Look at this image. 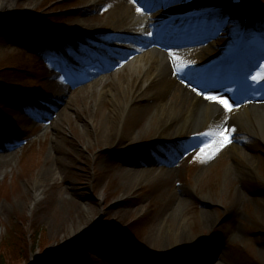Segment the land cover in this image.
I'll return each instance as SVG.
<instances>
[{"label": "rangeland", "instance_id": "obj_1", "mask_svg": "<svg viewBox=\"0 0 264 264\" xmlns=\"http://www.w3.org/2000/svg\"><path fill=\"white\" fill-rule=\"evenodd\" d=\"M132 2L137 14L142 9L165 20L170 13L172 21L181 14L173 21L179 25L170 32L173 40L189 30L215 35L206 42L215 60L226 56L230 35L241 26L227 21L224 32L219 30L221 14L214 18L212 11L225 0ZM164 2L176 6L162 13ZM249 2L264 15V0ZM114 5L115 0H0V161L13 158L0 166V242L10 246L1 261L39 264L48 261L47 254L68 253L65 264H264V142L245 133L228 135L230 142L215 151L205 147L203 133L167 141L146 135L134 147L109 151L88 147L84 127L93 105L105 86L126 76H99L97 63L92 66L86 55L95 48L110 56L103 47L111 45ZM82 21L94 27L87 36L78 32ZM263 30L264 21L254 18L248 43L259 56ZM189 60L200 68L210 62L202 51ZM261 75L258 67L249 69L244 82L256 87L264 80L252 77ZM248 99L244 93L238 104ZM149 113L130 116L127 131L145 129L137 119ZM56 157L68 173L46 179ZM149 163L157 168L151 178L132 182L131 171ZM39 187L43 194L36 198Z\"/></svg>", "mask_w": 264, "mask_h": 264}, {"label": "bare ground", "instance_id": "obj_2", "mask_svg": "<svg viewBox=\"0 0 264 264\" xmlns=\"http://www.w3.org/2000/svg\"><path fill=\"white\" fill-rule=\"evenodd\" d=\"M245 5H247V1ZM114 6L109 14L113 21L108 28V33L111 35V56L106 63L109 66L113 65L135 50H138L136 53L140 57L136 63L130 64L123 73H126V76L121 80L118 78L114 85L103 88L101 97L93 105V113L86 120L84 127V130L90 133L87 140L88 147L98 146L104 148L105 151L118 146L134 147L146 135H150L153 141L180 140L182 136H198L208 133L210 129H214L222 123L229 129L230 137L245 133L264 142V102H258L255 99L249 100L242 105L238 104L235 107L232 105V109L229 111L219 103V100L207 99L209 95H215L228 100L222 91L235 90L237 87V82L233 77L219 75L221 71L218 68L223 63L217 64L218 62L210 55L214 53H208L206 42L212 39L213 35L207 33L202 37H188L185 42L191 46L181 49L178 48V44L173 42V37L169 38L168 36L175 26L173 22L166 24V21H162L160 16L154 14L151 17L145 10L142 14H137V6L133 4L132 0H115ZM242 11L245 12V16L248 15L246 8H243ZM164 24L168 31L165 36L160 32ZM91 28V25H86L82 21L78 32L87 36L93 32L94 27L92 30ZM197 51L206 53L210 59L207 66L195 67L189 60L192 54ZM261 58L250 59L251 62L248 63V66H257ZM213 63L217 65L208 66ZM210 68L215 69L210 71L208 70ZM105 69L106 67L98 66L101 76ZM199 73H204V78L208 73L210 76L203 81L201 79L204 78ZM214 73L220 77L214 78L216 76ZM95 75L92 73L90 76L94 77ZM93 77L84 80L68 79V83L88 82ZM103 81L104 79H100L97 85H101ZM204 85L207 88L201 91L200 88ZM215 85L218 86V90L221 89L220 92L214 88ZM208 86L211 88L208 89ZM157 87L160 88L158 92L155 91ZM105 104L107 110L104 111ZM65 109L66 107L60 111L62 119L65 116ZM151 109L152 113L137 119L138 125L144 120L145 129L139 128L134 132L127 131V122L130 116H137V114L149 112ZM56 126L53 127V130ZM63 146L65 149V142ZM0 150H4L3 147H0ZM11 160H13L12 157L5 156V159L0 161V166ZM162 164L169 166L171 161H164ZM152 165L153 163H149L146 168L131 171L130 180L138 184L144 183L157 170ZM49 167L45 174L46 179L49 180H55L61 172L68 173L64 161L57 157ZM165 173L162 170L159 176ZM41 194L43 193L39 187L35 190V197L38 198ZM245 194H241V196L245 197ZM87 210L89 211L88 208Z\"/></svg>", "mask_w": 264, "mask_h": 264}, {"label": "snow or ice", "instance_id": "obj_3", "mask_svg": "<svg viewBox=\"0 0 264 264\" xmlns=\"http://www.w3.org/2000/svg\"><path fill=\"white\" fill-rule=\"evenodd\" d=\"M236 2H239V0H236ZM138 10L143 11L142 9H138ZM257 67L259 68L262 75L259 78L256 76H253L252 78L257 83H260L262 80H264V66H257ZM255 70L256 69H253V71ZM207 99L213 101L219 100V103L222 104L225 109H228L229 111H231L232 109V105L229 103L227 99H221L215 95H209ZM227 133H228V129L226 125L223 123L217 125L214 129H210V131L205 134L207 136V142L205 143V147L207 148L209 146H214L213 150L218 151L219 147L223 146L224 143L230 142ZM201 151L203 152L204 149H202Z\"/></svg>", "mask_w": 264, "mask_h": 264}, {"label": "trees", "instance_id": "obj_4", "mask_svg": "<svg viewBox=\"0 0 264 264\" xmlns=\"http://www.w3.org/2000/svg\"><path fill=\"white\" fill-rule=\"evenodd\" d=\"M26 244L23 243V252L25 251V247ZM6 247H10V246H6ZM5 245L2 246V242H0V257L3 258L2 255H7L8 254V250L6 249ZM27 247V246H26ZM55 256V257H54ZM71 257L70 254L68 253H61L60 255H54V254H47L45 260H48L47 262H39V264H65V261H67V259ZM0 264H3V261H1L0 259Z\"/></svg>", "mask_w": 264, "mask_h": 264}, {"label": "water", "instance_id": "obj_5", "mask_svg": "<svg viewBox=\"0 0 264 264\" xmlns=\"http://www.w3.org/2000/svg\"><path fill=\"white\" fill-rule=\"evenodd\" d=\"M211 244V242H209Z\"/></svg>", "mask_w": 264, "mask_h": 264}]
</instances>
